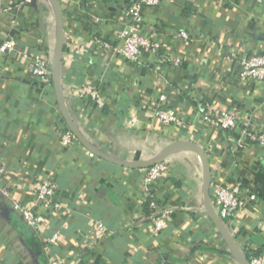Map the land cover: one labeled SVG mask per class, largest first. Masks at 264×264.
Wrapping results in <instances>:
<instances>
[{
    "label": "crops",
    "instance_id": "1",
    "mask_svg": "<svg viewBox=\"0 0 264 264\" xmlns=\"http://www.w3.org/2000/svg\"><path fill=\"white\" fill-rule=\"evenodd\" d=\"M57 1L61 94L82 136L130 163L148 162L174 143H196L208 161L210 195L217 184L238 183L256 195L223 223L244 257L264 254V149L250 142L237 147L244 124L264 128V82L240 77L238 63L264 53V0H161L144 10L138 26L160 47L144 50L136 62L104 46L118 43L130 0ZM181 30L189 32L187 41L178 37ZM6 36L16 47L0 53V264H48L52 257L61 264H238L205 210L204 170L194 150L170 154L167 174L148 190L146 168L108 162L78 140L60 145L66 129L52 81L43 85L30 70L35 56L53 66L52 0H0V43ZM93 87L95 99L88 95ZM155 107L172 108L183 125L154 119ZM209 107L235 114L237 126L211 127L201 115ZM48 179L64 202L60 212L38 201L36 187ZM151 193L173 209L159 234L150 225ZM12 202L32 208L43 231L32 235ZM54 232L57 245L44 250Z\"/></svg>",
    "mask_w": 264,
    "mask_h": 264
},
{
    "label": "built area",
    "instance_id": "2",
    "mask_svg": "<svg viewBox=\"0 0 264 264\" xmlns=\"http://www.w3.org/2000/svg\"><path fill=\"white\" fill-rule=\"evenodd\" d=\"M160 2L161 0H130L123 8V14L126 19L118 30V43L113 47L108 44H104V46L110 48L115 54L133 62L139 60L144 50L156 53L160 47V42L141 32L138 26L143 22L144 10L156 6ZM178 37L183 41H187L190 38V34L187 30H181L178 32ZM15 47L16 41L6 36L0 43V53L12 52ZM171 62L173 65L178 66L181 60L175 57ZM238 63L240 77L264 82V53L242 57ZM30 70L32 76L41 84H50L51 70L46 59L40 56L32 58ZM88 95L92 99L97 98V90L94 87L89 88ZM161 99L163 100V98ZM201 111L202 117L211 127L229 132L237 126L238 117L235 114L218 111L211 107L202 109ZM150 113L154 119L159 120L165 125H183L175 110L172 108L155 107ZM240 132L242 137L237 142L238 148H242L247 142H250V144L258 145L264 149V128H250V126L244 124ZM76 141L77 139L69 130L62 132L60 137V145L62 147H68ZM167 172L168 164L164 161L146 168L144 187L149 190V186L159 182ZM3 178L4 168L0 164V185L2 184ZM36 195L39 203L45 208L55 212L63 210L64 202L57 197V187L54 181L48 179L39 184L36 187ZM149 195V197L155 198L154 193ZM255 199L256 195L248 189L243 190L239 183L231 187L217 184L211 190L212 204L218 217L225 223L231 221L236 212ZM150 207L153 209V214L150 217L151 229L154 234H159L168 226L172 218L173 209L166 204H159L155 200L150 202ZM12 209L17 212L25 226L34 236L43 231L40 217L32 208H24L19 203L12 202ZM102 233V226H99L94 231L96 237ZM59 238L60 233L58 232H54L52 235L46 237L43 242L44 250L50 246L57 245ZM248 262L249 264H264V254L251 255ZM48 264H61V258L52 257Z\"/></svg>",
    "mask_w": 264,
    "mask_h": 264
},
{
    "label": "water",
    "instance_id": "3",
    "mask_svg": "<svg viewBox=\"0 0 264 264\" xmlns=\"http://www.w3.org/2000/svg\"><path fill=\"white\" fill-rule=\"evenodd\" d=\"M57 12V48L56 53L53 61V66L51 69V81L54 87L56 101L58 104V108L62 115L66 126L68 127L69 131L75 136V138L92 154L117 165L128 167V168H148L156 163L164 161L170 154L173 152L180 150V149H191L196 152L198 155L204 170V185H203V204L205 206V210L211 219L212 223L216 231L221 236L222 240L227 246L228 251L232 255V257L236 260L238 264H249L248 260L243 256L240 249L235 244L234 240L230 236L226 226L224 225L223 221L218 217L215 208L211 201L210 195V185H211V174L208 165L207 158L203 149L194 142L191 141H182L178 143H174L169 145L158 157L143 163H130L124 160L109 156L104 152L100 151L92 144H90L79 132V130L74 125L73 121L69 117L63 98L61 94L60 88V66L62 60V52H63V34H62V16L60 11V6L57 0H52Z\"/></svg>",
    "mask_w": 264,
    "mask_h": 264
},
{
    "label": "trees",
    "instance_id": "4",
    "mask_svg": "<svg viewBox=\"0 0 264 264\" xmlns=\"http://www.w3.org/2000/svg\"><path fill=\"white\" fill-rule=\"evenodd\" d=\"M50 84H51V80H50ZM104 111L106 112L107 111V108H104ZM63 124H64V126H65V129L66 130H69V129H67V127H66V124L63 122ZM152 200H155V201H157L154 197H149L148 198V202H147V207L149 208V209H151L152 210V212H153V209L150 207V202L152 201ZM159 204H163V203H161V202H159V201H157ZM33 235V234H32ZM35 238V237H34ZM251 255H256V254H254L253 252H249V251H246L245 252V258L246 259H248L249 260V258H250V256Z\"/></svg>",
    "mask_w": 264,
    "mask_h": 264
}]
</instances>
